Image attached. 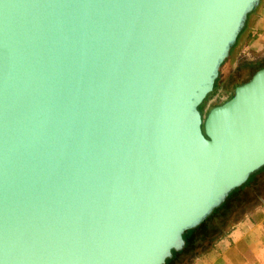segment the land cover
<instances>
[{
  "label": "water",
  "instance_id": "95a60500",
  "mask_svg": "<svg viewBox=\"0 0 264 264\" xmlns=\"http://www.w3.org/2000/svg\"><path fill=\"white\" fill-rule=\"evenodd\" d=\"M260 0H0V264H165L264 167V68L203 117Z\"/></svg>",
  "mask_w": 264,
  "mask_h": 264
},
{
  "label": "crops",
  "instance_id": "0c3cea01",
  "mask_svg": "<svg viewBox=\"0 0 264 264\" xmlns=\"http://www.w3.org/2000/svg\"><path fill=\"white\" fill-rule=\"evenodd\" d=\"M254 35L256 38L252 40ZM250 41L253 50L262 53L258 57L262 59L259 65L239 63V56ZM229 58L220 79L229 88L234 85L231 81L228 83L232 71L242 67L252 71L264 65V14L259 19L256 15L246 21L237 48ZM213 217L212 225H205L186 237V249L168 264H264V167L230 195ZM218 229L223 232L211 238Z\"/></svg>",
  "mask_w": 264,
  "mask_h": 264
},
{
  "label": "rangeland",
  "instance_id": "374dc122",
  "mask_svg": "<svg viewBox=\"0 0 264 264\" xmlns=\"http://www.w3.org/2000/svg\"><path fill=\"white\" fill-rule=\"evenodd\" d=\"M263 14H264V1L261 3L260 7L254 13L251 12V14L249 15V18H253V16L257 15L258 19H259V18H261L263 16ZM255 38H256V35H254V39H252V40H255ZM251 44H252V42L249 43V45L244 49L243 54L241 53V55L239 56V59H240L239 63L240 64H242V63L245 64L246 63V64L250 65V63L251 64L252 63H257L259 65L260 62H262V59L258 58V57L261 56L262 53L261 52H255L253 50V46H250ZM236 48H237V44L233 48V50L236 49ZM233 50H232V54H233ZM229 59L230 58L228 57L227 60L223 63V65L221 66V68L219 70V78H218V81L216 83L215 91L208 97V99L203 103V105L201 107L202 113H203V117H205L207 115L208 111L211 108H213L214 106H218V105L228 101L229 97L234 92L235 87L236 86H240L241 84L247 82V80L252 76V74L255 71V70L249 71L247 69H244L243 67L241 69L237 68L236 70L232 71L230 73V75H229V82L228 83H230V81H231V83L232 84L234 83V85H232V87H230V88L229 87H225L224 85H222L220 83V79H221V74L223 73V69L226 67ZM217 93H218V97L216 98L215 96H216ZM213 218L208 221V223L206 224L207 226H210V225L213 224Z\"/></svg>",
  "mask_w": 264,
  "mask_h": 264
},
{
  "label": "trees",
  "instance_id": "16d2710c",
  "mask_svg": "<svg viewBox=\"0 0 264 264\" xmlns=\"http://www.w3.org/2000/svg\"><path fill=\"white\" fill-rule=\"evenodd\" d=\"M262 2H263V0H260L258 8L260 7V5H261ZM258 8H257V9H258ZM257 9H256V10H257ZM256 10H255V11H256ZM255 11H253V13H254ZM250 14H251V13H250ZM250 14L247 15V20H248ZM247 20H246V21H247ZM245 26H246V23H245ZM245 26H244V28L242 29V31L239 33L238 37L236 38L235 44L233 45V47H232V48L230 49V51H229V55H228V57L230 56V53H231V51L233 50V48H234V47L236 46V44L238 43V41H239V39H240V37H241V35H242L244 29H245ZM228 57H227V58H228ZM227 58H226V60H227ZM226 60H225V61H226ZM225 61H224V62H225ZM224 62H223V63H224ZM223 63H222V65H223ZM222 65H221V66H222ZM221 66H220V68H221ZM263 68H264V65H261L257 70H255L254 74H255L257 71H259V70H261V69H263ZM219 70H220V69H219ZM254 74H252V76H253ZM252 76H251V77H252ZM251 77L247 80V82L251 79ZM218 78H219V75H218L217 79L215 80V83H214V86H213V91H212L210 94H208V95L206 96V98L204 99V101H203V102L201 103V105L198 107V110L201 112L202 115H203V113H202V109H201V107H202L203 103L208 99V97H209V96L215 91V89H216V83H217V81H218ZM245 83H246V82H245ZM243 84H244V83H243ZM241 85H242V84H241ZM232 96H233V93H232V95L229 97L228 100H230V99L232 98ZM222 104H223V103H222ZM220 105H221V104H220ZM218 106H219V105H218ZM214 107H216V106H214ZM240 188H241V187H240ZM240 188L234 190L230 195H232L234 192L238 191ZM230 195H229V197H230ZM229 197H228V198H229ZM228 198H226V200H227ZM226 200L224 201V203H223L219 208L215 209V210L212 212V214H211L206 220H204V221H203V222H202L197 228H195V229H193V230H190V231H187L186 233H184V235H183V240H184V242H185V247H184V249H183L181 252H178V253L172 251V257H171L170 259H167V260L165 261V264H168V263L174 258L175 255H177V254H181V253L184 252V250H185L186 247H187L186 237H187L188 235H191L192 233H194V232L200 230L203 226H205V225L208 223V221H209V220L215 215V213H216L220 208L223 207V205L225 204ZM207 232H208V231H207ZM222 232H223V231H220L219 229H218V230H215L214 233H212L213 236H211V238H216V237L219 236V234L222 233ZM211 238H210V240H211ZM206 246H208V245H204L203 247L206 248Z\"/></svg>",
  "mask_w": 264,
  "mask_h": 264
},
{
  "label": "built area",
  "instance_id": "2783aa9c",
  "mask_svg": "<svg viewBox=\"0 0 264 264\" xmlns=\"http://www.w3.org/2000/svg\"><path fill=\"white\" fill-rule=\"evenodd\" d=\"M216 98L218 97V93L216 94V96H215Z\"/></svg>",
  "mask_w": 264,
  "mask_h": 264
}]
</instances>
